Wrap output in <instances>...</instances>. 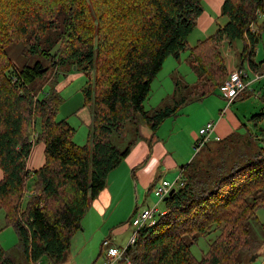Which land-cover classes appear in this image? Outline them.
Wrapping results in <instances>:
<instances>
[{
	"label": "trees",
	"instance_id": "obj_1",
	"mask_svg": "<svg viewBox=\"0 0 264 264\" xmlns=\"http://www.w3.org/2000/svg\"><path fill=\"white\" fill-rule=\"evenodd\" d=\"M96 1L94 32L85 0H0L1 47L22 42L29 54L50 57L53 66L75 65L88 77L82 95L91 125L86 145L79 146L73 140L75 129L66 119H56L62 105L58 91L52 89L34 101L28 89L44 79L47 68L36 61L20 70L6 69L8 61L0 53L5 59L0 66L2 229L11 228L18 236L17 248L26 264L42 259L62 263L72 238L82 229L89 201L105 188L109 174L135 144L130 142L121 151L111 142L126 122L140 118L155 134L184 106L220 90L227 77L224 41H240V70L264 73V48L255 62L264 33V21L257 26L264 0H224L221 15L227 23L193 47L188 37L203 11L200 0ZM59 29L55 41L64 40L56 52L38 51L41 37ZM185 51V61L198 72L197 83L176 85L175 93L181 92L182 98L149 114L143 103L152 82L167 58L178 59ZM37 119L40 128L32 142L27 128ZM249 121L264 131V113ZM33 143L43 145L44 163L30 173L26 161ZM232 170L223 177L207 178L199 171L184 178L163 202L165 210L156 222L138 230L135 244L125 253L130 264H241L243 253L255 254L259 241L251 235L250 222L258 209H264V143L250 161ZM215 230L218 235L197 260L191 248L199 237ZM10 254L0 247V264H15Z\"/></svg>",
	"mask_w": 264,
	"mask_h": 264
},
{
	"label": "rangeland",
	"instance_id": "obj_2",
	"mask_svg": "<svg viewBox=\"0 0 264 264\" xmlns=\"http://www.w3.org/2000/svg\"><path fill=\"white\" fill-rule=\"evenodd\" d=\"M200 2L203 11L210 13L216 22L212 23L211 30L206 33H202L198 27L195 28L188 37L190 47L194 46L198 40H203L212 35L218 29L217 27H221L227 23L226 17H217L213 14L211 7L205 0H200ZM85 4L88 15L93 18V25L95 27L93 30L95 32L97 27L98 2L96 0H85ZM263 21L264 11L257 20V26H261ZM11 27L12 26L9 25V28ZM15 31L17 32V30ZM60 31L61 30L59 29L56 32L48 31L45 33L40 39L37 50H51L50 54H54L63 43L62 40H64L55 41L58 40L57 38ZM10 33L13 34L11 30ZM13 36H11V38H13ZM232 46L236 48L238 56L241 50L240 41H233ZM263 48L264 33H262V38L256 48L257 54L255 59L262 57ZM0 53H3L8 61L9 66H5L6 69L12 66L11 68H13V70H20L25 65H33L36 61H40L43 67L47 68L44 79L42 81H35L28 87L29 91L31 89L30 93L32 94L34 101L35 97L39 100L44 99L52 89L58 91L62 99V105L58 111L59 113L56 118L57 121L67 119L71 127L75 129L74 142L76 141L79 146L86 145L87 133L91 125L89 122L91 120V112L88 108L83 106L82 90L87 84L88 77L84 75L80 69L76 68L75 65L53 66L50 57H42L41 54H29V52L25 50V45L22 42H14L4 48L0 46ZM187 56L188 52L185 51L181 53L178 59L169 57L165 60L161 71L157 74L151 84L148 99L143 103L146 112L153 114V112L169 105L173 98L174 100L182 98L181 92L177 91L175 93L176 85L180 88L181 86L196 84L198 72L185 61ZM3 57L4 56H0V66H2V63L5 61ZM238 63L239 62L237 61V65ZM252 89L260 94V99L255 96V93H247L246 90L243 94L245 95V98L236 99L231 104H227V101L221 97L220 91L217 90L213 95H210L201 101L184 106L178 111L175 118L165 120L154 134V138L159 139L167 150V153H169L168 155L165 154V156L160 159L161 167L156 170L158 177L160 179L165 178V180L172 182V180L180 174L181 170L182 179L186 178L193 172L197 173L199 171V175L207 178H215L218 175L223 177L232 172L234 170H232V168L243 166L250 161L258 148L262 147L264 143V131H262V125L256 128L249 122L253 115L264 113V77L249 87V90ZM78 111L83 112L84 114L86 113L87 117H89V120L85 118L86 124L84 118H81L79 114L71 115V112H75L76 114ZM213 113L214 117L211 118L214 119L213 121H216L217 117L221 113H224L222 118L227 120L228 127L224 130V134L220 137V141H214L211 138L204 147L198 152H195L193 135L197 134L199 129L207 124V122H205L200 127L201 123L205 121L206 116ZM210 120L208 123L211 122ZM32 125L33 124L30 123L27 132L30 135L31 133L32 135H35ZM39 128L40 119H37L35 122V131L38 132ZM146 128L148 129L140 118L133 122H126L121 134L112 135L111 142L122 151L130 142L134 141L135 143L141 141L143 139L142 131ZM165 158L172 161V167L166 168L163 165ZM190 162L191 164L186 167ZM118 170V172H122V174H127L124 163ZM30 184L31 182H28V186H30ZM145 190L146 189H144V191ZM121 192H123V189ZM126 192L123 201H120L119 211L117 208V213L115 209V215L118 219H121L120 225H124V227L127 224L126 222H129L127 219L130 216L128 213L131 202L134 207H138L137 210H141L144 207H153L158 203V199L154 196L152 188L144 192V197L141 194L139 187L137 189L135 188L134 194H132L129 189L128 191L126 190ZM138 194H140V197ZM143 198H145L144 205L141 204ZM164 210V203L160 201L158 203L157 215ZM1 216L2 213L0 212V217ZM125 216L127 217L124 218ZM88 223V221L85 223V226L87 227L86 231H79L72 238L61 264L103 263L106 249L101 246V253L97 250L98 244L96 236L92 237L94 228L89 230ZM94 223L95 221L91 220L89 226L94 225ZM263 223L264 209H258L255 217L250 222V226L252 237L259 241V248L255 254L248 255L243 253L241 255V264H264V230L261 228V224ZM131 231L133 232L132 227H130L126 233H120L118 236L114 237L112 236V245L120 249L124 248L129 240ZM9 232L14 234V239L4 236L2 235L3 233L1 234L0 232L1 245L11 252V258L15 264H26L23 253L17 248V245L19 244L18 236L13 231ZM217 235L218 231L215 230L198 238L197 243L191 248V252L197 260H200L208 251L209 244ZM40 264L52 263L46 259H42Z\"/></svg>",
	"mask_w": 264,
	"mask_h": 264
},
{
	"label": "crops",
	"instance_id": "obj_3",
	"mask_svg": "<svg viewBox=\"0 0 264 264\" xmlns=\"http://www.w3.org/2000/svg\"><path fill=\"white\" fill-rule=\"evenodd\" d=\"M205 1L211 7L213 14H215L217 17L222 16L221 15V7H222L221 4H223L224 0H216V3H215V0H205ZM213 22H216V21L213 19L212 15L208 12L202 11L201 15L198 17L196 28L198 27L202 33H206L211 30ZM232 43L233 42L229 43L228 41H224L221 46V53L225 60L227 75L229 74V72L237 68V61H238V56H239V54L237 56L236 48L232 46ZM261 58L262 57L260 58L258 57L257 59H255V62H259ZM246 72L248 73V76L251 79L249 81V85L247 86L246 92L251 93V94L255 93V96L260 99V96H259L260 94L257 91H255L254 89L249 90V87H251L255 82H257V81H252L253 73L248 72V71ZM251 94H248V95H251ZM244 96L245 95H243V98H245ZM82 113L83 112H79V111L76 114L75 112H71V115L79 114L81 118H84V122L86 124V119L89 120V117H87L86 113L85 114L84 113L82 114ZM223 114L224 113H221L217 117L216 121H213L214 119H211L212 117H214V113L210 114L206 116L205 121H203V123H201L200 125L201 127L205 122H207L208 124L209 120L211 119L210 123L214 125V131L210 137L214 141H220L221 139L220 137L224 134V130L228 127L227 120H224V118H222ZM89 122L91 123V120ZM33 129H34L35 135H32V133H31L32 136L30 135L32 138L31 140L32 142L36 140V137L39 132V131L38 132L35 131V126L33 127ZM146 129L142 131L143 139L139 142H135L130 153L121 163V165L124 163L127 174H122V172H118L119 171L118 169L121 167L120 165L117 169H115L109 174L107 178L106 186L99 193V195L95 199L89 201L88 211L81 224L83 230H80V231L81 232L86 231L87 227L85 226V223L88 221L89 230L94 228L92 237L96 236L97 244H98L97 250H99L100 253H101L102 243L105 240H109V242L112 245V241H111L112 236L114 237V236H118V234L120 233H126L130 229L131 226L129 222L136 212H140L146 208H150V207H144L141 210H137L138 207L137 206L134 207L131 202V204L129 205L130 209L128 213L130 214L129 216L130 219L129 218L127 219V221L129 220V222H126L127 224L125 225V227L122 223L121 224L123 226H121L120 225L121 219H118L117 216L115 215V209L117 213V208L119 211L120 201H123V198L125 197L127 193L126 190L128 191L129 189V191L131 190L132 194H134L135 188L137 189L139 187L141 190V194L144 197L145 196L144 192L146 190L148 189L150 190V188H152L153 190V188L158 185L160 180H165V178L160 179L158 177L156 170L161 167L160 159H162V157H164L165 154L168 155L169 153H167V150L164 148L160 140L154 138V134L150 131V129L148 128L147 129L148 131ZM197 136H198V133L193 135L194 141L196 140ZM75 144H77L76 141H75ZM43 151H44V147L42 144L33 143L30 156L26 161V169L28 172L32 173L38 170L43 165L44 163ZM167 158L164 159L163 165L166 168L172 167L173 166L172 161H169ZM1 179H2V173L0 171V180ZM29 182H31V184L30 186H28V190H30L31 185L34 182V178H31ZM122 189H123V192H121ZM144 189L146 190L144 191ZM138 196L140 197V194H138ZM141 201H142L141 204L144 205L145 198H143ZM126 217L127 216H125L124 218ZM91 220H94L95 223L94 225L89 226ZM0 224H1L0 225L1 234L3 233L2 235L8 236L14 239V234L9 232V231H13L11 228L2 229L3 214L0 217ZM132 233L133 232L131 231L130 236L132 235ZM0 247L3 248L4 250H7L6 248H4L3 245H1V241H0Z\"/></svg>",
	"mask_w": 264,
	"mask_h": 264
},
{
	"label": "built area",
	"instance_id": "obj_4",
	"mask_svg": "<svg viewBox=\"0 0 264 264\" xmlns=\"http://www.w3.org/2000/svg\"><path fill=\"white\" fill-rule=\"evenodd\" d=\"M254 31V27L252 26ZM264 77V73H253L252 81H258ZM251 79L248 76V73L244 70L235 68L227 75L225 81L223 82L220 88L221 97L227 101V104H231L238 97H243L244 92L247 90L249 81ZM36 98V97H35ZM214 131V125L212 123L206 124L203 128L198 131V136L194 143V151L198 152L202 147H204L211 139V134ZM182 171L180 174L172 181L160 180L157 186L153 188V194L160 201L163 202L165 197H168L172 189L181 187L183 184V179L181 177ZM158 203L153 207L146 208L140 212H136L131 218L129 224L133 228V233L129 237V240L126 246L122 249L117 248L105 240L102 243V247L106 249L105 258L102 264H119L124 262V264H130L129 259L125 257L127 248L133 246L136 241V234L140 228L143 226H152L157 218L163 213H158Z\"/></svg>",
	"mask_w": 264,
	"mask_h": 264
},
{
	"label": "water",
	"instance_id": "obj_5",
	"mask_svg": "<svg viewBox=\"0 0 264 264\" xmlns=\"http://www.w3.org/2000/svg\"><path fill=\"white\" fill-rule=\"evenodd\" d=\"M174 192H175V189H172V190L170 191L168 197H165V198L163 199V202H166V201H167V200L173 195Z\"/></svg>",
	"mask_w": 264,
	"mask_h": 264
}]
</instances>
